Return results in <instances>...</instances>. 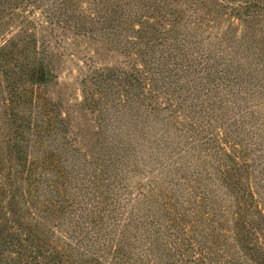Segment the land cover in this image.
<instances>
[{
  "label": "trees",
  "instance_id": "trees-1",
  "mask_svg": "<svg viewBox=\"0 0 264 264\" xmlns=\"http://www.w3.org/2000/svg\"><path fill=\"white\" fill-rule=\"evenodd\" d=\"M99 3L0 0V264H264V0ZM37 29L123 58L79 82L95 148Z\"/></svg>",
  "mask_w": 264,
  "mask_h": 264
},
{
  "label": "rangeland",
  "instance_id": "rangeland-1",
  "mask_svg": "<svg viewBox=\"0 0 264 264\" xmlns=\"http://www.w3.org/2000/svg\"><path fill=\"white\" fill-rule=\"evenodd\" d=\"M99 1L97 0V3L101 5ZM69 2H79L82 6L84 0H69ZM13 8H16V12H23L28 19L33 17L34 20L39 21L38 24H44L45 19L41 15L43 10L39 9V7L23 4L14 5ZM45 30L37 29L39 44L49 41L54 50L56 62L53 65V70V66L50 68L44 63L45 67H48L46 72H44V79H47L45 83L47 87L41 88V97L51 100L54 105H60L55 106V111L56 113L58 112L60 117H65V127L74 135H78L77 139L80 148H95L97 142L95 136L99 132L98 124L95 120L96 114H91L90 110L82 111L75 105V103L81 100L82 96L79 82L82 77L90 72L91 67L105 68L118 66L123 58L116 53L107 52L102 48L103 46H96V44L88 42L83 37H75L69 31L55 29L52 32L49 30L46 32ZM254 30L256 34L252 31V37L253 35L262 37V32H259V28L256 27ZM5 40L2 41L0 39V46L4 44ZM90 58H92V61ZM68 117L70 118L69 121H67Z\"/></svg>",
  "mask_w": 264,
  "mask_h": 264
}]
</instances>
